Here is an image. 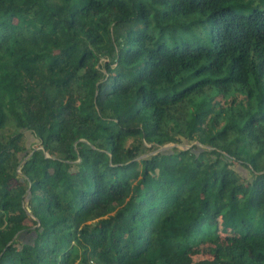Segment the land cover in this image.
Wrapping results in <instances>:
<instances>
[{"label":"trees","instance_id":"1","mask_svg":"<svg viewBox=\"0 0 264 264\" xmlns=\"http://www.w3.org/2000/svg\"><path fill=\"white\" fill-rule=\"evenodd\" d=\"M90 261L264 264V0H0V264Z\"/></svg>","mask_w":264,"mask_h":264},{"label":"rangeland","instance_id":"2","mask_svg":"<svg viewBox=\"0 0 264 264\" xmlns=\"http://www.w3.org/2000/svg\"><path fill=\"white\" fill-rule=\"evenodd\" d=\"M26 143H27V146H30L31 148H37V147H38L37 143H35V142H34L32 139H30L29 137H28V139L26 140ZM188 146L190 147L191 145L188 144ZM242 171L244 172V174H247V172H246L245 170H242ZM221 234H222V237H223L224 239L228 236L227 233L222 232V231H221ZM203 247H205V246H203ZM203 254H204V251L201 249V250H199L198 254H197V251H195V252L193 253V257H194V259H197V258L202 257Z\"/></svg>","mask_w":264,"mask_h":264},{"label":"water","instance_id":"3","mask_svg":"<svg viewBox=\"0 0 264 264\" xmlns=\"http://www.w3.org/2000/svg\"><path fill=\"white\" fill-rule=\"evenodd\" d=\"M173 146H178V147H180L182 149H187L189 147L186 144H168V145L162 146L161 148L157 149L156 152L157 151H163V150L169 149V148H171Z\"/></svg>","mask_w":264,"mask_h":264},{"label":"built area","instance_id":"4","mask_svg":"<svg viewBox=\"0 0 264 264\" xmlns=\"http://www.w3.org/2000/svg\"><path fill=\"white\" fill-rule=\"evenodd\" d=\"M90 263H91V264H97V263H96V262H94V261H90Z\"/></svg>","mask_w":264,"mask_h":264}]
</instances>
